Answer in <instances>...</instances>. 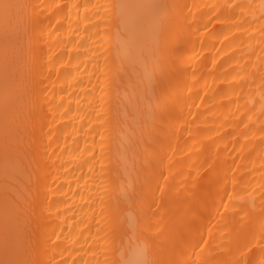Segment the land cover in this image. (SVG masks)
I'll return each instance as SVG.
<instances>
[{
    "label": "bare ground",
    "instance_id": "6f19581e",
    "mask_svg": "<svg viewBox=\"0 0 264 264\" xmlns=\"http://www.w3.org/2000/svg\"><path fill=\"white\" fill-rule=\"evenodd\" d=\"M23 2L63 9L52 19L55 27L44 21L39 45L55 82L50 96L55 98L56 119L49 114L44 128L52 136L47 151L53 175L42 189L52 204L45 223L49 233L55 229L59 240H53L61 245L48 252L55 257L53 264H153L159 252L147 244L143 233L154 234L148 225L157 219L153 215L157 205H163L166 219L179 221L191 203L197 207L196 222L191 230L183 229L184 235L193 244L200 236L208 242L202 244L198 264H230L239 256L234 237L241 228L255 233L247 255L260 264L264 260V245L259 243L264 219V87L259 74L264 63L260 19L264 0H135L182 6L171 12L167 71L160 82L164 110L150 119L145 108L141 117L148 127L136 149L137 172L131 179L139 176L136 191L143 198L122 206L125 217L144 218L136 230L128 228L122 217L115 219L110 210L130 180L131 121L125 118L126 109L131 113L130 68L114 56L105 59L108 44L100 43L105 19L94 15L97 10L92 7L128 0ZM237 4L245 7L235 8ZM245 20L243 28L233 27ZM253 72L254 78L249 75ZM234 85H239L235 91ZM245 112L248 127L238 124ZM11 127L16 139H26L29 129L22 116ZM10 183L11 197L25 192L29 173L23 164ZM178 193L188 202L176 199ZM4 195L0 171V205ZM241 207L245 212L235 215ZM184 251L186 255L177 250L166 258H193L191 247Z\"/></svg>",
    "mask_w": 264,
    "mask_h": 264
},
{
    "label": "snow or ice",
    "instance_id": "6c2138e0",
    "mask_svg": "<svg viewBox=\"0 0 264 264\" xmlns=\"http://www.w3.org/2000/svg\"><path fill=\"white\" fill-rule=\"evenodd\" d=\"M75 7L78 8L79 5ZM92 7L97 10L94 15L105 19V31L100 41L101 45L108 44L105 49L108 55L105 59L114 56L122 63L126 62L130 68L129 85L133 89L132 99L129 101L131 113L125 110L126 120L131 121L128 143V151L131 153L130 180L127 189L121 194L122 199L117 198L110 210L115 219L122 217L128 228L136 230L144 223V218L133 217L131 214L125 217L122 206L143 198L142 194L136 191L139 176L137 175L135 180L131 179L132 172H137L136 149L138 144L143 142L148 127L147 121L141 123V117L145 108L150 119H155L157 113L164 110L165 106L162 103L164 93L160 82L167 71L171 12L182 6L128 0ZM224 7L227 10L228 6ZM234 7L245 6L237 4ZM261 8L260 19L264 20V4ZM61 11L63 9L56 4L0 0V116L3 127V135L0 137V171L3 174L5 190L3 203L0 205V264H53L55 257L49 256L48 252L50 249L61 247L56 242L59 237L55 229L49 233L48 225L45 223V214L50 211L52 204L46 192L42 195V189H47L48 178L53 175L50 171L53 164L49 162L51 158L47 151L51 147L52 136L50 132H45L44 128L49 114L53 120L56 119L53 107L55 98L50 96L55 82L51 80L52 67L43 61L39 48L44 38V21H48L49 28L55 27L52 19ZM246 23L248 22L245 20L244 23L235 24L233 27L243 28ZM261 32L264 33V24L261 25ZM243 70L247 72V69ZM259 74L261 86L264 87V63L260 66ZM249 75L254 78L256 73ZM244 83H247V80ZM236 87L239 85H234L233 91ZM236 111L239 113L240 108L238 107ZM261 114L264 115V108ZM21 116L29 129L26 139L22 142L14 137L11 127L13 120ZM247 116V112L243 113L238 124H245L244 117ZM245 127L248 125L245 124ZM261 131H264V128ZM147 134L152 133L148 131ZM104 142L101 134L102 151ZM21 146L23 152L20 151ZM22 164L28 170L29 184L24 193L13 198L9 195L12 191L10 181ZM261 188L264 189V184ZM176 199L181 203L188 202V198L181 193L177 194ZM261 200L264 201V191L261 192ZM261 207V217L264 218V204ZM162 209L163 205H157V212L153 213L157 219L154 224L148 225L150 229H155L154 234L143 233L147 244L159 252V258L153 264H198L197 258L203 255L202 244L206 245L208 242L200 236L193 244L191 239L185 237L183 231L185 228L191 230V226L196 222L195 203L185 208L184 215L179 221L172 217L166 219L161 212ZM245 210V207H241L240 213L235 215H240ZM240 223L244 224L245 221L241 220ZM53 237H56V240H53ZM234 239L239 256L230 264H256L247 255L250 251L249 245L255 239V233L246 232L241 228L236 232ZM259 243L264 245V219L261 223ZM147 244L143 250L145 253ZM188 247L192 248V259L180 261L166 258L167 254L175 253L177 250L186 255L184 250ZM59 264L67 262L60 261ZM103 264H107V261ZM144 264L148 262L145 261ZM260 264H264V260H261Z\"/></svg>",
    "mask_w": 264,
    "mask_h": 264
}]
</instances>
